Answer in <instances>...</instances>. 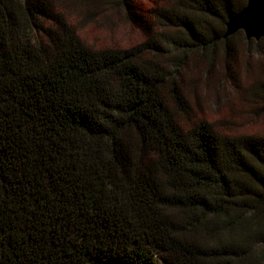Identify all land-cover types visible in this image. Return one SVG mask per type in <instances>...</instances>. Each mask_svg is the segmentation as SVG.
<instances>
[{"label":"trees","instance_id":"obj_1","mask_svg":"<svg viewBox=\"0 0 264 264\" xmlns=\"http://www.w3.org/2000/svg\"><path fill=\"white\" fill-rule=\"evenodd\" d=\"M83 1L119 5L144 40L91 46L69 0H0V264H256L264 135L196 118L164 61L236 55L226 24L248 0L146 19L134 0Z\"/></svg>","mask_w":264,"mask_h":264},{"label":"rangeland","instance_id":"obj_2","mask_svg":"<svg viewBox=\"0 0 264 264\" xmlns=\"http://www.w3.org/2000/svg\"><path fill=\"white\" fill-rule=\"evenodd\" d=\"M134 1L146 19L158 3L168 0ZM68 5L67 14L91 46L129 48L144 40L117 4L95 6L69 0ZM246 39L245 34L235 36L234 56L226 54L224 44L188 53L169 47L164 61L177 74L196 118L212 123L221 133L264 135V39L259 45H247ZM261 249L256 247L253 254L256 264H264Z\"/></svg>","mask_w":264,"mask_h":264},{"label":"water","instance_id":"obj_3","mask_svg":"<svg viewBox=\"0 0 264 264\" xmlns=\"http://www.w3.org/2000/svg\"><path fill=\"white\" fill-rule=\"evenodd\" d=\"M240 31L248 41L259 42L264 38V0H248L241 12L230 17L224 38L228 39Z\"/></svg>","mask_w":264,"mask_h":264}]
</instances>
